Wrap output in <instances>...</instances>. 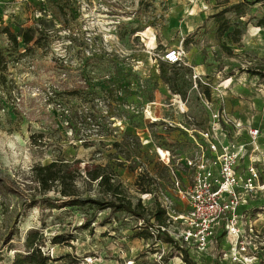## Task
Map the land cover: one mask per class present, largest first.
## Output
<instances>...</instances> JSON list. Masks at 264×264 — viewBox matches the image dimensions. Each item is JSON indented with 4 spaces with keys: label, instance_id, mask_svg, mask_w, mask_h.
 Instances as JSON below:
<instances>
[{
    "label": "rangeland",
    "instance_id": "rangeland-1",
    "mask_svg": "<svg viewBox=\"0 0 264 264\" xmlns=\"http://www.w3.org/2000/svg\"><path fill=\"white\" fill-rule=\"evenodd\" d=\"M238 3L241 14H224L242 29L234 42L218 34L215 14ZM5 26L39 30L31 44L15 46ZM168 49H180L179 64L165 61ZM0 52L7 64L0 71V264L25 250L31 229L43 233L50 264H185L188 245L165 241L133 215L117 212L104 224L109 210L47 208L43 198L59 193H42L33 168L68 162L83 197H109L87 174L106 167L134 203L154 207L140 191L151 187L176 216L189 207L162 156L183 170L179 156L198 155L196 141L218 111L229 122L220 136L240 155L238 172L253 167L263 190L242 206V225L255 230L243 239L247 250L222 229L193 261L264 264V78L255 72H264V0H0ZM184 174L185 188L192 170ZM95 212L97 222L82 228ZM183 227L169 225L173 239ZM60 233L74 238L51 243Z\"/></svg>",
    "mask_w": 264,
    "mask_h": 264
},
{
    "label": "built area",
    "instance_id": "built-area-1",
    "mask_svg": "<svg viewBox=\"0 0 264 264\" xmlns=\"http://www.w3.org/2000/svg\"><path fill=\"white\" fill-rule=\"evenodd\" d=\"M165 61L169 64H179L181 61L180 49H168L164 53ZM229 122L223 113L218 111L211 116L209 127L200 133L201 143L196 141L199 148L196 157L179 156L183 170H179L169 156H162L168 164L171 163L173 184L179 198L188 205V211L171 214L168 198H162L158 193H144L151 199L156 195L161 206L168 216L167 227H162L168 235H174L168 230L169 225L179 221L183 227L180 239H173L171 244L180 242L189 246L188 255L192 260L194 254H204L212 244L214 235L224 229L228 236L238 242L237 250H247L243 239L247 236V230L255 231L254 226L242 225L245 217L244 210L247 198L256 194L259 190L256 181L259 179L253 167L240 174L237 169L239 156L234 152V147L227 140H223L220 134L227 137ZM255 131H253L254 133ZM205 143V144H204ZM157 150V149H156ZM153 152V150H151ZM160 154V153H159ZM192 170V182L183 187L179 176ZM186 175V174H184ZM144 198V197H142ZM243 209V211H242ZM259 211L256 212L257 215ZM153 234V233H152ZM154 235V234H153ZM131 264V261H128Z\"/></svg>",
    "mask_w": 264,
    "mask_h": 264
},
{
    "label": "trees",
    "instance_id": "trees-1",
    "mask_svg": "<svg viewBox=\"0 0 264 264\" xmlns=\"http://www.w3.org/2000/svg\"><path fill=\"white\" fill-rule=\"evenodd\" d=\"M239 7L240 3L231 7H226L215 14L219 24L218 34L220 36L226 34L227 37L232 39L234 42L240 41L242 29L239 23H231V21L226 18L224 14L231 8L237 10V14H241L242 11L238 10ZM37 30H39L37 27L35 28L32 26L27 28H19L17 31L13 30L9 26L2 28V32L8 35V38L15 46H18L20 42L25 45L31 44L36 39ZM228 50L229 52H232L231 49ZM162 66V75L166 78L167 69L164 65ZM6 69L7 64L5 58L0 52V71H5ZM255 72H257L256 74L258 76L264 78V72L262 70ZM207 93L209 94V91H207ZM67 164L68 162L55 160L45 165L38 164L33 168L34 179L42 193L47 194L52 190L59 193V196L54 198H43V202L46 204L47 208L61 209L65 206H88L89 208H94L96 212L109 210V213L103 217L102 222L104 224L110 221L111 216L115 213L124 212L144 221L150 227H156L157 230L162 232V234L165 236L163 237L165 241L169 243L174 242L166 230H162V227L168 226V217L166 216V210L161 206V203L158 200V196L155 195L152 199L155 203L154 207H146L140 200L134 203L132 198L127 195V192L123 186L120 183H115V174L108 172L106 167L97 165L87 171V174L90 178L88 179V183L89 181H96L103 189L104 194L108 195L109 197H83L78 187L74 183L75 178L71 176L67 170ZM145 175V173H141L140 178H144ZM150 188L143 187L140 189V191L142 194L152 193L154 190ZM37 204V199H35L33 196L30 206H36ZM96 212L92 218L82 225V228H91V222H97ZM152 220H155L156 223H153ZM80 228L81 227H78L77 229ZM42 234L43 233L37 229L29 230L24 241L25 250L16 251L11 264H50L49 262L53 257L42 254L43 251H41L43 245L46 243V239L42 236ZM140 234L146 237L153 235L152 231H142ZM158 237L161 238L162 235H158ZM69 238L73 239L74 234L60 233L50 239V242L59 244L67 241ZM62 260H67V257ZM183 260L185 264H197L189 257L188 253L186 252L183 254Z\"/></svg>",
    "mask_w": 264,
    "mask_h": 264
}]
</instances>
